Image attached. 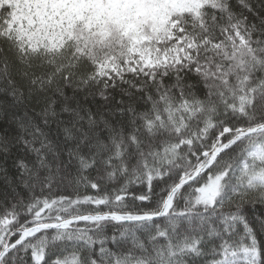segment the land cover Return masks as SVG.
Masks as SVG:
<instances>
[{
	"label": "snow or ice",
	"instance_id": "1",
	"mask_svg": "<svg viewBox=\"0 0 264 264\" xmlns=\"http://www.w3.org/2000/svg\"><path fill=\"white\" fill-rule=\"evenodd\" d=\"M0 161V264H264V0H0Z\"/></svg>",
	"mask_w": 264,
	"mask_h": 264
},
{
	"label": "trees",
	"instance_id": "2",
	"mask_svg": "<svg viewBox=\"0 0 264 264\" xmlns=\"http://www.w3.org/2000/svg\"><path fill=\"white\" fill-rule=\"evenodd\" d=\"M0 162H2V161H0ZM7 166L9 168V172L10 173H14V169L12 168V161H11V159H9ZM2 187H3V185L0 184V189H2ZM131 191H137V186H132L131 187ZM83 193H84V189L81 188V194H83ZM87 194H95V192H94V190H90L89 189L88 192H87ZM128 199L130 200L131 199V196H129ZM136 203L139 204V201H137ZM84 207L85 208H88L89 206H84ZM251 211H252V214L255 215V217L257 219H259L260 213L261 212H264V206H252Z\"/></svg>",
	"mask_w": 264,
	"mask_h": 264
}]
</instances>
